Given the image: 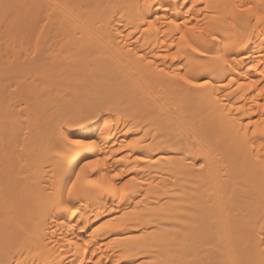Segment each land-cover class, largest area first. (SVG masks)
I'll return each mask as SVG.
<instances>
[{
    "label": "bare ground",
    "instance_id": "1",
    "mask_svg": "<svg viewBox=\"0 0 264 264\" xmlns=\"http://www.w3.org/2000/svg\"><path fill=\"white\" fill-rule=\"evenodd\" d=\"M2 2L12 7L7 15L0 7V264H218L232 257L259 264L264 138L249 133L253 148L241 127L264 114V97L253 95L264 83V36L225 6L259 9L261 0H192L187 11L175 7L178 0H158L173 7L167 14L158 8V17L148 12L156 22L150 31L135 7L144 0H61L68 7L51 15L50 0ZM218 15L228 22L217 24L218 39L207 40L202 57L181 47L167 23L195 16L191 26L199 28L204 16L216 23ZM184 32L200 42L199 32ZM221 40L232 42L226 53ZM218 52L227 63L213 59ZM141 54L153 66L140 64ZM157 64L207 83L170 82ZM64 129L92 138L94 150L73 149ZM96 159L98 171L146 183L132 184L136 194L123 203L80 185L69 200L73 173ZM150 232L172 240L156 243Z\"/></svg>",
    "mask_w": 264,
    "mask_h": 264
},
{
    "label": "snow or ice",
    "instance_id": "2",
    "mask_svg": "<svg viewBox=\"0 0 264 264\" xmlns=\"http://www.w3.org/2000/svg\"><path fill=\"white\" fill-rule=\"evenodd\" d=\"M181 4L184 5L185 11L196 7V5L192 3V0H187V2H185V0H178L175 7L179 8ZM0 7H3L5 9L7 15V10L10 9L12 6L5 4L2 2V0H0ZM48 7L50 9L49 15H51L54 12H58V11L62 12L68 6L62 3L61 0H50ZM135 7L141 9L144 12L145 16L147 17V18H140V22L146 25L144 31H150L156 26V22L153 20V16L148 15V12H151L154 16L158 17L160 15V13L156 11L158 8L162 9L163 12L167 14L173 6L172 4H161L158 2V0H144L142 6L140 4H137L135 5ZM199 7L201 11H204L207 8V6L204 5L203 3H199ZM225 7L226 8L230 7L231 9H233L234 12H239L244 16H246L248 29L251 31L259 29L261 35L264 36V0H261V6L259 9H257L255 5H245L243 3H233L231 5H226ZM229 17L234 18L232 17V14H229ZM121 18H123L122 14H121ZM195 19H196L195 16H190L189 19L178 21L175 17H173L171 19H167V23L174 26L177 32V38L183 42L181 47H183L186 50H190V52L192 53H196L197 56L202 57L208 55V52L206 51L207 40L210 39L212 41H216L218 39L217 24L227 23L228 20L225 19L224 16L218 15L213 17V20L216 23H212L209 21L207 16H204L203 17L204 26L197 28L191 26V21ZM46 23L47 22L45 21V26ZM181 23L183 24V27H181ZM184 29H188V31L190 32H199L200 42H197L195 38L188 37L187 34L184 32ZM233 35L236 34L234 33ZM246 38L247 37L245 34H240L237 37V40L240 43H243ZM220 43L224 45V53H226L229 48V44L232 42L231 41L225 42L221 40ZM127 51L131 52L132 50L128 49ZM177 53L178 54L176 55H171L170 59L173 61L177 60L179 58V50H177ZM241 55H244V53H241ZM168 58L169 57L167 56L165 57V59ZM137 59L138 62L142 65L146 64L147 66H153V61L151 59H146V57H144L142 54L139 55ZM213 59L218 62L227 63L226 55L220 52L215 54ZM253 66L255 67L257 65H253ZM259 66H261V72L262 75H264V59L260 60ZM181 67H183V64H181ZM154 70L156 73H159L160 76L166 77L170 82H182L183 85H188L190 87L202 88L207 83V81H205L204 83H193V81L190 78H188L187 75L171 70L166 72L165 69L160 67L158 64L154 66ZM254 86H255L254 84L240 85L241 88H245V87L251 88ZM253 95L254 96L259 95L260 97H264V83L261 84V86L258 88V91ZM261 125H264V114H262L261 119L248 121L247 126L242 125L241 131L243 132L246 138V142H249L247 141V137L249 133L252 136H256L257 133H259L260 136L264 138V127H261ZM69 127L75 128L77 126L69 125ZM61 136L68 145L72 146L73 149H79L82 151L94 150L95 142L92 138L80 137L74 131H68V129H64L61 132ZM26 139H27V133L25 134V140ZM249 143H251L252 147L255 148L254 141H251ZM260 148L264 149V139L261 140ZM253 155H255V153H253ZM85 159L87 158L85 157ZM258 163L261 166H264V157L258 158ZM99 164L100 161L96 159V160H91L90 162H83L78 166L79 171L73 173L75 179L69 181V183L71 184V190L68 191L69 200H71L73 197L72 190H75L77 186L80 185L81 187H86L89 190L96 191L101 195L106 194L108 196L116 197L121 203H123L129 196L136 194L135 189H130V186L132 184L139 185L146 183L145 181L136 178H133L131 180H124L123 179L124 174L121 171L109 172V171H104L103 169H100L98 171ZM193 167H198L199 170L203 171L205 169V164L197 162V164L193 165ZM91 173H94L95 175L94 176L89 175ZM139 194L143 195V192ZM77 211H79V209L73 207V209H71V215L75 217ZM124 219L126 218L122 217L121 221H123ZM121 221L116 222L115 227L118 230L122 226ZM72 223L74 224L75 221L73 220ZM148 235L153 238L158 237V239H156L155 242L162 245L170 243L172 240L171 237H167L163 233L150 232L148 233ZM144 238H145L144 236L125 237V239L128 240H143ZM69 243H71V241H69ZM223 254L230 255V253L226 251ZM260 254H261V259L259 261V264H264V231L261 232ZM33 255L38 256L39 253H33ZM92 255H95V253H92ZM23 259L27 261L28 258L23 257ZM125 259H131V258L125 257ZM10 264H21V261L13 260L10 262ZM29 264H37V261L35 260L30 261ZM65 264H67V262H65ZM88 264H94V262L90 261L88 262ZM95 264H99V262H95ZM135 264H157V262L152 260L142 261L137 259L135 261ZM218 264H254V262L245 261L232 257L230 260H223L218 262Z\"/></svg>",
    "mask_w": 264,
    "mask_h": 264
}]
</instances>
